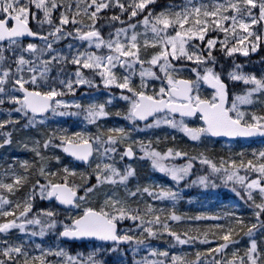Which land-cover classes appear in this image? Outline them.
<instances>
[{
	"label": "snow or ice",
	"instance_id": "obj_1",
	"mask_svg": "<svg viewBox=\"0 0 264 264\" xmlns=\"http://www.w3.org/2000/svg\"><path fill=\"white\" fill-rule=\"evenodd\" d=\"M262 43L264 0H0V264H128V251L130 264H264V148L217 157L205 145L264 137V71L245 72L233 55L247 57ZM229 81L245 87L230 94ZM113 114L128 126H106ZM56 116L97 131L52 128ZM162 126L203 147L160 149V135H132ZM13 147L32 158L9 154ZM125 157L147 160L175 187L142 181ZM197 162L203 174L193 172ZM182 181L229 188L251 218L178 213ZM165 200L169 206L152 203ZM202 219L226 222L176 226ZM240 233L247 246L226 251ZM89 240L99 243L86 253L64 246ZM210 240L214 249L199 247ZM175 245H194V255L171 251Z\"/></svg>",
	"mask_w": 264,
	"mask_h": 264
},
{
	"label": "rangeland",
	"instance_id": "obj_2",
	"mask_svg": "<svg viewBox=\"0 0 264 264\" xmlns=\"http://www.w3.org/2000/svg\"><path fill=\"white\" fill-rule=\"evenodd\" d=\"M157 3L158 4H166L167 3V0H157ZM64 43H65L64 41H61V42H59V45L58 46H61ZM261 47H264V43H262V46ZM260 48H258L257 51ZM256 52H254V53H256ZM237 54L238 55H241V53H235L234 55L236 56ZM252 54L253 53L250 52L248 54V56H251ZM258 69L259 70L257 72H254V73H256L257 75H260L261 72L264 71V63L263 64H259L258 65ZM245 72H248V71H245ZM229 82L231 83V85H242L243 87H245L243 85V82H233V81H229ZM113 91L118 92L119 90L114 88ZM69 95H71V94H69ZM117 101L118 102L114 106L115 107H122L123 106V101H119V98H117ZM66 117L67 116H65V117H60V116L50 117L49 118V126L51 125L52 121H56L59 118H66ZM72 120L73 121H77V123L80 124L79 127H85L88 131H91V132H96L97 131L96 127L93 126V125H82L80 118L72 117ZM188 121L195 122V123H199V121L197 119L188 120ZM104 122H105L106 126H114V125L128 126V122L126 120H124L122 117L116 116L115 114H113V115H111L109 117L104 118ZM78 128H76L75 130H77ZM21 134L22 133H20V134L14 133L13 134V138L15 139L17 135H21ZM165 134L168 135L169 139H167V140H164L163 139V136ZM132 135L133 136H136V137L144 138V139L152 138L153 140L155 139V136L156 135H160L162 137L161 142H160V144L158 146L160 149H164V148H166V146H171L173 144H177V145H180L182 147H185L189 151H199L203 147L202 145L197 144V142L190 141L182 132H179V131H177L175 129H170L167 126H162L161 128H157V129H146V130H143V131H140V132H134ZM172 135H175L176 136V140L175 141L171 139V136ZM205 145L209 149V154L210 155L217 156V157L220 156V155L227 156V155H229L231 153H237V152H239L240 148H244L249 154H250V151H251L252 148H256V149L264 148V142L258 143L255 146H251V145H248L246 143H240V144H236V145H235V143L231 144V143H226V142L216 143L212 139L209 140V141H206L205 142ZM8 151H9V154L15 155L18 159H26V155L31 154L30 152H28L26 150H23V149H21L19 147H13V148L9 149ZM56 151L59 152L60 150H56ZM138 151L139 150L137 149V152ZM2 152H4V150L3 149H0V153H2ZM31 156H32V154H31ZM124 162H129V163H132L133 164V166L137 170L138 176L141 178L142 181L143 180H154L157 183L165 184L164 182H166V179H168V182H169L168 185H172L173 187H175V184H174V182L171 181L170 177H168L165 174L160 173L158 171L152 170L151 167H150V164H149V162L147 160H141L138 157H135V159L133 161H127L124 158ZM174 162L175 163H182L183 162V158H176L174 160ZM51 163L52 164L53 163L55 164L56 162L55 161H52ZM118 163H121L122 164L123 162L118 161ZM195 166L197 167V170L198 171L205 170L202 167L203 165H199L198 162H197V165H194V167ZM193 169H195V168H193ZM200 189L203 190V191H201L202 194H204L205 191H208V190H205L204 188H200ZM189 192L190 191L187 192V191H185V190L182 189V198H183V200L180 199L181 202L179 204L176 203V211L178 213L188 214L190 210H193V211L195 210L191 206L192 205L191 204V201L190 200H187V199H185L183 197V195L188 194ZM224 192L232 193L230 191V189H227V188H225V191ZM229 193H228V195H229ZM229 196L232 197L233 199H235L241 205V207L243 208V210L247 211V215H244V219H246V220L247 219H250L251 217L249 216V210H248L247 206L244 205L243 201H240L239 198L236 197L234 193H232ZM44 202H46V204H44V206H46L47 205V201H44ZM152 203L155 204V201H152ZM161 203L164 204V201H157V205L158 206ZM194 205H197V203H195ZM205 206H206L205 209H209L208 211H210L211 209H214V208H209V203L207 205H204V207ZM200 209H202V207L198 208V210H200ZM214 211L215 212H221L222 213V212H224V208L218 207L217 209H214ZM213 221H215V220H213ZM169 222L170 223H173L172 221H169ZM217 222H219V223H225L226 220L225 219H221V220L215 221L213 223H217ZM126 223H127V225H130L132 222L127 221V220L123 222V224H126ZM213 223H211V224H213ZM176 226H179V224H176ZM11 231L13 233H16V230L15 229H13ZM165 237H167V236H165ZM36 239L39 240L40 238L37 237ZM235 240H236L235 245L230 244L229 247H228V249H226V251H229L230 252L233 247L238 248L241 251H243V249L247 246L248 236L245 235V234H243V233H240V234H238L235 237ZM149 242L154 247H157V248H165V247H168L167 239L150 238L149 239ZM64 246L68 250L72 251L73 254H75L77 251H83V252L86 253L88 250H90L94 246V244H84V245H79V246L75 247V246H72V245H69V244H66L65 243ZM209 246L213 247V249H214V246L215 245H213V241H209L207 244H199V247L201 249L206 248V247H209ZM171 251L188 253V255L191 257V256L194 255L195 246L194 245H175L174 247L171 248ZM145 252H146V250H142L139 255L140 256H143V255H145ZM132 257H133L132 252L131 251H128L127 256L125 257V259L128 262V264H130V262L132 260ZM104 258L105 259H109V256H105Z\"/></svg>",
	"mask_w": 264,
	"mask_h": 264
},
{
	"label": "trees",
	"instance_id": "obj_3",
	"mask_svg": "<svg viewBox=\"0 0 264 264\" xmlns=\"http://www.w3.org/2000/svg\"><path fill=\"white\" fill-rule=\"evenodd\" d=\"M106 31V30H105ZM234 55V54H233ZM242 55H234L235 60L237 63H240L242 65V68L244 71H248V72H257L258 69V65L259 64H263L264 61H262V57H264V47H261L255 54L253 53L251 56H243ZM231 66V59L226 58L225 60V65H224V70L225 72L228 70V68ZM219 68V65L217 66ZM243 89V86H233L230 85V94L232 91H240ZM4 114L0 113V117H2ZM78 126H80L79 123H77V121H73L72 117H66L63 119H57L56 121H52L50 127L52 128H56V127H67L69 129V131H73L75 130ZM169 135V134H168ZM254 145V144H252ZM27 159H31L32 156L31 154L26 155ZM62 158L64 160V163H69L71 160L67 159L65 156H63L62 154ZM52 165H55L54 163ZM205 170H201L198 171L197 167L195 166L193 169V172L195 174H203L207 168L206 166H202ZM184 183V182H183ZM219 183V182H218ZM181 188H183V184L181 185ZM187 190L192 189L188 194H185L184 197H196L197 201L199 202L201 198H203L207 203L210 204L211 208L213 207L214 209H217L218 207L220 208H224V210L226 211H235V212H239V213H243V215H247V211L243 210V208L241 207V205L232 197H230L229 195L225 194V188L224 187H218L216 189H211L209 188L208 191H205L204 194L201 193L200 189H196V185H193L191 187L186 188ZM229 189V188H227ZM23 192V189L20 190V193ZM18 193V195L20 194ZM229 193V192H228ZM41 206H44L45 202L44 201H39L38 202ZM203 203H199V205H202ZM166 206L170 205V202L166 200L165 203ZM214 209H211V212H214ZM211 222H213V220L211 219H202L199 221H193V222H184L182 223V225H180L179 227L183 228L185 227L187 224H198L200 227V230L203 231L205 229L206 226H208ZM178 222H176L177 224ZM124 226H126V224H123ZM194 227H198L197 225H193ZM195 234V233H193ZM164 236H167V234H164ZM216 243L215 240H210Z\"/></svg>",
	"mask_w": 264,
	"mask_h": 264
},
{
	"label": "water",
	"instance_id": "obj_4",
	"mask_svg": "<svg viewBox=\"0 0 264 264\" xmlns=\"http://www.w3.org/2000/svg\"><path fill=\"white\" fill-rule=\"evenodd\" d=\"M29 39H33V38H29ZM190 118H194V117H190ZM151 119V118H150ZM218 139H223V140H229V141H238V140H249V141H254V140H260V139H264V137H260V136H255V137H240V138H218ZM134 158V157H133ZM132 158V159H133ZM129 159V158H128ZM77 164H81V162L76 161ZM69 243H73L71 241H68ZM86 242H94V241H86ZM76 243H81L80 241H76ZM123 246H127V244H124Z\"/></svg>",
	"mask_w": 264,
	"mask_h": 264
}]
</instances>
